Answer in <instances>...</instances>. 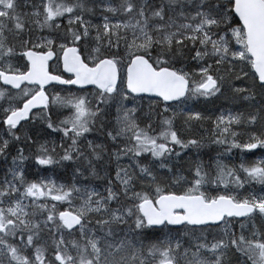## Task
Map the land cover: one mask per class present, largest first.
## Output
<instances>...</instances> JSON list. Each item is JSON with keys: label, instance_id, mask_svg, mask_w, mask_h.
<instances>
[{"label": "snow or ice", "instance_id": "6c2138e0", "mask_svg": "<svg viewBox=\"0 0 264 264\" xmlns=\"http://www.w3.org/2000/svg\"><path fill=\"white\" fill-rule=\"evenodd\" d=\"M22 139L0 264H264V0H0V155Z\"/></svg>", "mask_w": 264, "mask_h": 264}, {"label": "trees", "instance_id": "16d2710c", "mask_svg": "<svg viewBox=\"0 0 264 264\" xmlns=\"http://www.w3.org/2000/svg\"><path fill=\"white\" fill-rule=\"evenodd\" d=\"M196 107L200 108L205 115H210L213 111L212 108L210 107H202L201 105H196ZM214 107V106H212ZM219 107V106H218ZM215 109L217 107H214ZM219 109V108H218ZM218 109H216V111H218ZM54 120L57 119L58 117H56L55 115H53L52 117ZM41 127V125L37 124V129L36 130H32V129H28L26 128V132H24L25 134L24 135H28V132L31 131L32 132V136H33V139H39V142H43L44 141V136L41 135L39 137H37L36 135V132L37 130ZM204 129L201 130V132L203 131ZM96 133H92V134H89V138H91V135H94ZM208 135L210 136V132H208ZM11 141V140H10ZM11 143L13 144L14 142L11 141ZM20 146H23L24 149H25V155H28L29 154V148L28 146L24 143L23 139L21 140L20 144L19 145H14L12 146L11 148V152H16V149ZM226 147V146H224ZM224 147H221V146H217V145H214V144H211L210 142H208L207 140L205 141V146L203 149H201V151L205 154L204 156V159L207 160V157L209 155L211 156H215L217 152H221V153H224L223 155V158L225 160L226 163H230L226 158H227V154L228 153H225L224 152ZM33 149H34V146H33ZM211 149V151H209ZM233 152L235 153V162L236 163H239L238 161V158L240 156V152L238 149H233ZM12 161V157H10L9 153L8 155L5 157V156H0V179H3V176L5 175V173L7 172V170L9 169V163ZM5 163H7L8 165L6 166ZM175 163V161H174ZM27 164V162H26ZM60 168V167H59ZM60 173H62L61 171H63L61 168L58 169ZM25 172H26V176H25V179L26 180H29V181H32V180H37L36 177L38 175V172L35 171V168H31V167H26L25 168ZM67 182H70V181H67ZM93 183H97V181H93ZM91 186V185H90ZM261 185H257V184H254L252 183V189L253 190H256V191H259L261 189L260 187ZM247 187V186H246Z\"/></svg>", "mask_w": 264, "mask_h": 264}, {"label": "rangeland", "instance_id": "374dc122", "mask_svg": "<svg viewBox=\"0 0 264 264\" xmlns=\"http://www.w3.org/2000/svg\"><path fill=\"white\" fill-rule=\"evenodd\" d=\"M146 103H147V102H145V104H146ZM223 103H224V98L221 97L220 99H210V100L207 101V102H201V103L198 104V105H201V106L204 107V108H205V107H210V108H212V109L214 110V109H215L214 107H217L216 109H218V108H219L218 106H220V105L223 104ZM212 106H214V107H212ZM216 109H215V110H216ZM218 110H219V109H218ZM65 114H67V113H65ZM179 124H180V121H177V126H179ZM205 128H206V129L208 130V132H210V134H211V124H210V122H205L204 124H202V125L199 126V130H200V131H201L202 129H205ZM24 132H26V131H24ZM24 134H25V133H24ZM4 138H8V137L5 135ZM45 139L48 140V142H49V147L52 146V141H53V140L55 141L56 145L59 146V143H60V136H59V135L47 136V137L44 136V140H45ZM43 142H44V141H43ZM43 142H42V143H43ZM10 144H12L11 141H10ZM11 148H12V147H11ZM11 148H10V150H9V155H10V157H12V156L15 154V152H11ZM0 156H2V155H0ZM239 158H240V156H239ZM239 158H238V161H239ZM259 158H264V149L257 150L256 152H254V155H250V156H247V157H246V159H249V160H255V159H259ZM226 159H227L229 162H232V161H235V160H236L235 157H233V156L230 155V154H227V158H226ZM126 162H127V161H125V163H126ZM11 164H12V161L9 163V167L11 166ZM5 165L7 166L8 164L5 163ZM113 168H114V166H113ZM58 169H60V168H59V167H56L55 169H50V170L47 171V172H38L37 169L35 168V171L38 172V175H37L36 179L38 180V179H40V178H42V177H44V176H47V177H50V178L55 179L57 183H65V182H67V181H70V182H67V183H71L73 177H72L71 175L65 176V175H64V172L61 171L62 173H60ZM53 173H55V175H54ZM3 177H4V176H3ZM9 178H10V177H9ZM254 184H255V183H254ZM257 185H259V184H257ZM260 187H262V186H260Z\"/></svg>", "mask_w": 264, "mask_h": 264}, {"label": "flooded vegetation", "instance_id": "af4514ba", "mask_svg": "<svg viewBox=\"0 0 264 264\" xmlns=\"http://www.w3.org/2000/svg\"><path fill=\"white\" fill-rule=\"evenodd\" d=\"M256 151H257V150H256ZM256 151H253V153L256 152Z\"/></svg>", "mask_w": 264, "mask_h": 264}, {"label": "water", "instance_id": "95a60500", "mask_svg": "<svg viewBox=\"0 0 264 264\" xmlns=\"http://www.w3.org/2000/svg\"><path fill=\"white\" fill-rule=\"evenodd\" d=\"M253 151H255V150H253Z\"/></svg>", "mask_w": 264, "mask_h": 264}, {"label": "bare ground", "instance_id": "6f19581e", "mask_svg": "<svg viewBox=\"0 0 264 264\" xmlns=\"http://www.w3.org/2000/svg\"><path fill=\"white\" fill-rule=\"evenodd\" d=\"M256 151V150H255Z\"/></svg>", "mask_w": 264, "mask_h": 264}]
</instances>
